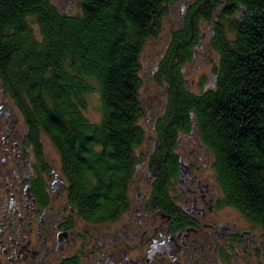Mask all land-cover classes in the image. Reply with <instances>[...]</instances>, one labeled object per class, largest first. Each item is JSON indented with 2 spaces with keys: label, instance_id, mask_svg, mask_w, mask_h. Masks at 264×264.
<instances>
[{
  "label": "trees",
  "instance_id": "1",
  "mask_svg": "<svg viewBox=\"0 0 264 264\" xmlns=\"http://www.w3.org/2000/svg\"><path fill=\"white\" fill-rule=\"evenodd\" d=\"M180 2L0 0V97H11L28 126L52 142L86 194L118 195L125 179L113 151L143 138L141 55L166 33L152 70L170 97L159 125H191L195 115L218 160L227 161L233 205L264 229V0H188L166 32ZM204 34L217 81L193 96L182 69ZM93 93L96 123L85 114Z\"/></svg>",
  "mask_w": 264,
  "mask_h": 264
},
{
  "label": "flooded vegetation",
  "instance_id": "2",
  "mask_svg": "<svg viewBox=\"0 0 264 264\" xmlns=\"http://www.w3.org/2000/svg\"><path fill=\"white\" fill-rule=\"evenodd\" d=\"M204 38L193 60L211 65ZM215 68L198 77L184 66L187 93L213 89ZM154 84L160 105L142 100V140L113 151L125 187L108 197L86 194L52 142L0 97V264H264V229L233 205L227 161L195 115L159 125L170 97L163 80Z\"/></svg>",
  "mask_w": 264,
  "mask_h": 264
},
{
  "label": "rangeland",
  "instance_id": "3",
  "mask_svg": "<svg viewBox=\"0 0 264 264\" xmlns=\"http://www.w3.org/2000/svg\"><path fill=\"white\" fill-rule=\"evenodd\" d=\"M187 2L188 0H181L180 4H177L176 7L173 8L170 19L164 23L166 32L175 26L181 8L182 6H185ZM64 4H66V2H64ZM72 10L77 11L78 8L73 6ZM164 36H167L166 33H164L159 39L148 41L141 55V64L143 67L142 77L144 82V86L141 90V98L143 101L152 102L153 100V103H157L158 106L160 105L159 99L162 97V91H159L158 86L152 81L151 73L165 50L167 40L164 39ZM204 40L209 42L207 38H204ZM210 67V63L204 62L202 58L200 60L199 56H197L195 60H192V62L186 66V71L188 75L194 74L199 77L202 73L208 74ZM85 114L88 119L94 123L100 120V96L98 93H93L88 97V109ZM44 140L47 142L48 146H51L47 138L44 137Z\"/></svg>",
  "mask_w": 264,
  "mask_h": 264
},
{
  "label": "water",
  "instance_id": "4",
  "mask_svg": "<svg viewBox=\"0 0 264 264\" xmlns=\"http://www.w3.org/2000/svg\"><path fill=\"white\" fill-rule=\"evenodd\" d=\"M246 12L245 8L242 9V15ZM240 16V18H242L243 16Z\"/></svg>",
  "mask_w": 264,
  "mask_h": 264
}]
</instances>
